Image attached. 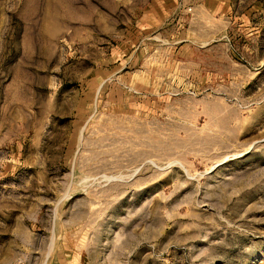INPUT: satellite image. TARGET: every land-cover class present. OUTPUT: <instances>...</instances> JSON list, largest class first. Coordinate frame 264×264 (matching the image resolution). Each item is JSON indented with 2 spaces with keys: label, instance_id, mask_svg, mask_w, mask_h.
Segmentation results:
<instances>
[{
  "label": "rangeland",
  "instance_id": "rangeland-1",
  "mask_svg": "<svg viewBox=\"0 0 264 264\" xmlns=\"http://www.w3.org/2000/svg\"><path fill=\"white\" fill-rule=\"evenodd\" d=\"M200 1L0 0V264H264V0Z\"/></svg>",
  "mask_w": 264,
  "mask_h": 264
},
{
  "label": "crops",
  "instance_id": "crops-1",
  "mask_svg": "<svg viewBox=\"0 0 264 264\" xmlns=\"http://www.w3.org/2000/svg\"><path fill=\"white\" fill-rule=\"evenodd\" d=\"M224 0H202L200 2H195V7L198 9H204L207 13L214 11V9L218 8L220 5H223ZM190 7H188L189 10ZM191 9V8H190Z\"/></svg>",
  "mask_w": 264,
  "mask_h": 264
}]
</instances>
